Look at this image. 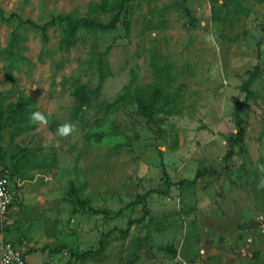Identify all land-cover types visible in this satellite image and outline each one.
I'll use <instances>...</instances> for the list:
<instances>
[{
	"label": "rangeland",
	"instance_id": "1",
	"mask_svg": "<svg viewBox=\"0 0 264 264\" xmlns=\"http://www.w3.org/2000/svg\"><path fill=\"white\" fill-rule=\"evenodd\" d=\"M98 1L0 0V114L24 99L29 116L48 118L2 131L0 169L12 175L15 197L7 241L39 254L65 245L75 255L102 243L89 255L101 264H128L148 246H160L167 263L180 252L206 264H264L256 224L264 217V0H135L128 33L81 29L61 51L66 24L47 23L91 16ZM20 20L46 25L45 33ZM78 85L90 91L79 111ZM147 86L174 99L151 123L132 106L104 115L106 103ZM64 123L76 126L67 138L57 135ZM162 167L173 184L167 196ZM248 238L251 258L236 252Z\"/></svg>",
	"mask_w": 264,
	"mask_h": 264
},
{
	"label": "trees",
	"instance_id": "2",
	"mask_svg": "<svg viewBox=\"0 0 264 264\" xmlns=\"http://www.w3.org/2000/svg\"><path fill=\"white\" fill-rule=\"evenodd\" d=\"M135 0H99L96 3H91L88 6V12L91 14V16H87L85 18H77L73 14H68L65 16H62L57 19H52L47 24H53L54 22H60L66 24V38L63 39L60 42V50L64 51L68 47L72 46L75 41L76 34L79 30L83 29L85 31H100V32H108L113 30L117 25H121L124 27L126 33L130 30V21L128 20V4ZM211 4L217 3L219 0H209ZM231 1V0H226ZM111 13V18L107 24H103L100 20L101 14H108ZM15 18L14 16H10L8 19L12 20ZM20 24L29 25L34 29L43 31V34L45 33L46 25L40 27L37 26L32 21L26 20L22 21L20 20ZM102 59L98 61V72L100 74L99 76V83L97 87L93 90L94 93H99V88L103 81V75H102ZM154 70L159 73L160 70H158L156 67H154ZM254 80L253 73L250 74V77L248 79V83L252 82ZM132 82H134V78H132ZM246 85L243 88V91L247 94H249V91L247 89ZM90 91L87 89L85 85H78L76 86L72 91V97L75 99L77 103V110H81L82 107H85L90 102L89 97ZM173 98H166L164 96V90L161 87L157 86H147L145 88H135L132 92H128L117 99H115L112 102H108L103 106L104 115L108 116L110 114H113L117 111H119L122 108H125L127 106L136 107L137 113L142 116V118L146 121V123H151L153 121V117L155 114L159 113L163 110V106L170 107L172 106ZM26 100L19 99V101L11 106L6 111V116L3 114H0V163H2V156H3V150L1 146L2 141V131L3 129L8 125L14 126V128L18 132H22L26 128H29L31 126L28 110L25 106ZM240 103L237 104V111H236V125L238 127V132L235 136L234 143H236L242 133V124L243 120L240 118V109H239ZM105 136V134H97L95 135V140L99 141ZM232 149H230L226 156L225 160L229 159L232 156ZM162 165V161H161ZM40 167H45L44 165H41ZM162 174L163 178L166 184L165 190L161 191V196H167L169 188L173 185L171 184L170 179L168 178V175L166 174L164 167H162ZM12 176V175H9ZM186 181L180 182L178 185L186 184ZM73 187H71L72 191ZM74 194L76 192L72 191ZM88 252L83 254L82 256H88Z\"/></svg>",
	"mask_w": 264,
	"mask_h": 264
},
{
	"label": "crops",
	"instance_id": "3",
	"mask_svg": "<svg viewBox=\"0 0 264 264\" xmlns=\"http://www.w3.org/2000/svg\"><path fill=\"white\" fill-rule=\"evenodd\" d=\"M10 209H12V208H10ZM4 232H5V237L7 235H9L14 240V237L10 233H8L5 229H4ZM22 244L23 243H21V241H19L18 244H16L14 242L15 246L19 245L20 247H23ZM101 244L102 243H100V245H99L100 247L95 248V250H92V249L85 250V249L80 248L79 250H82V252L80 254H76V255L71 249H69L70 253H68L66 251L65 245H63V248L60 247L58 250H55L51 253L39 254V253L33 252V249L31 250L29 248L26 249L25 251L23 250V252L20 249H18V250L24 255L26 260H27V258H30V257L33 258L32 263H30V264H44V263H47L48 261L53 263V264H78V262L80 264H101L102 262L104 263V260H102L100 257L96 258L97 255H95V254L92 257L89 256L92 253L98 252L102 247ZM158 244H160V243H158ZM158 244H156V245H158ZM252 244H253V241L251 239V244L249 245L248 249L250 248V246ZM244 245L246 246V240H245ZM159 247L160 246L150 248V246H148L145 248L141 247L140 249H137L138 252L135 253V256L133 258L129 259L128 264H175L174 258L176 255H180V252H179V254L177 253L174 255V257L172 259L173 263L172 262L167 263V262H169V259L163 251L159 250L160 249ZM15 248L17 249V247H15ZM73 248H76V246ZM82 248H84V246ZM87 252L89 253L88 256L83 257L82 255L87 253ZM236 252L238 254V250ZM68 254L70 255L69 259L66 258V257H68ZM151 256L153 257V260L149 259ZM34 257H35V259H34ZM254 264H257V263H254Z\"/></svg>",
	"mask_w": 264,
	"mask_h": 264
},
{
	"label": "built area",
	"instance_id": "4",
	"mask_svg": "<svg viewBox=\"0 0 264 264\" xmlns=\"http://www.w3.org/2000/svg\"><path fill=\"white\" fill-rule=\"evenodd\" d=\"M0 190L3 191V196H0V264H30L24 255L16 249L10 242L7 241L4 232V220L6 219L10 208L14 205V192L8 173L0 169ZM257 228L260 234H264V217L259 216L256 219ZM251 244V239H246V246L238 250V254L242 257L251 258V253H248V247ZM175 264H206L203 261L195 259H184L180 255L174 258ZM52 264V263H44Z\"/></svg>",
	"mask_w": 264,
	"mask_h": 264
},
{
	"label": "clouds",
	"instance_id": "5",
	"mask_svg": "<svg viewBox=\"0 0 264 264\" xmlns=\"http://www.w3.org/2000/svg\"><path fill=\"white\" fill-rule=\"evenodd\" d=\"M29 120L33 124H39L43 126H47L48 124L47 116L44 113L39 112V111L32 112L29 116ZM75 131H76V126L71 123H64L57 127V135L62 138H67ZM257 167L262 173H264V165H258ZM258 187L264 188V179L260 181ZM0 196H3L2 190H0Z\"/></svg>",
	"mask_w": 264,
	"mask_h": 264
}]
</instances>
